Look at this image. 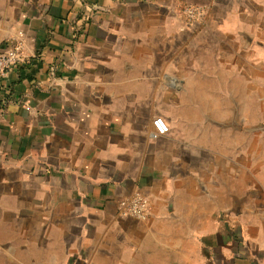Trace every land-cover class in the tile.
<instances>
[{"label":"crops","instance_id":"0c3cea01","mask_svg":"<svg viewBox=\"0 0 264 264\" xmlns=\"http://www.w3.org/2000/svg\"><path fill=\"white\" fill-rule=\"evenodd\" d=\"M16 41L0 264H264V0H0ZM138 193L148 215H123Z\"/></svg>","mask_w":264,"mask_h":264},{"label":"built area","instance_id":"2783aa9c","mask_svg":"<svg viewBox=\"0 0 264 264\" xmlns=\"http://www.w3.org/2000/svg\"><path fill=\"white\" fill-rule=\"evenodd\" d=\"M183 12L192 25L198 24L210 13L209 5L189 3L183 6ZM29 59L22 41H16L5 51L0 52V77L7 76L10 72ZM156 135H163L169 131V125L161 116L153 119ZM123 215L145 218L150 209V199L142 194H136L132 198L123 201L120 205Z\"/></svg>","mask_w":264,"mask_h":264},{"label":"rangeland","instance_id":"374dc122","mask_svg":"<svg viewBox=\"0 0 264 264\" xmlns=\"http://www.w3.org/2000/svg\"><path fill=\"white\" fill-rule=\"evenodd\" d=\"M252 115H253V123H252L253 127L260 126L261 124L264 126V103L261 102V99H252ZM254 118L260 119L261 122H259L258 119H254ZM260 157L262 158L264 157V149L262 150L261 153L253 152V159H252L253 168H254V165L260 166V162H259ZM253 174H255L254 176H257V177L264 176V165H263L262 172L253 173ZM253 182H254V185L259 186V182L256 181L254 177H253Z\"/></svg>","mask_w":264,"mask_h":264}]
</instances>
